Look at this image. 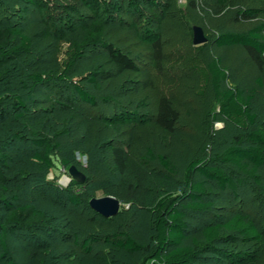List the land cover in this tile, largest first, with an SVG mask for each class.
Returning <instances> with one entry per match:
<instances>
[{
	"label": "rangeland",
	"instance_id": "obj_1",
	"mask_svg": "<svg viewBox=\"0 0 264 264\" xmlns=\"http://www.w3.org/2000/svg\"><path fill=\"white\" fill-rule=\"evenodd\" d=\"M215 7L216 0H38L36 4L0 0V51L10 42L9 28L13 26L27 32L37 51L46 58L56 57L61 63L69 51H80L70 77L95 97V104L84 102L72 87L59 84L30 91V111L26 114L35 120L46 119L47 128L35 131L33 127L24 129L19 125L13 127L21 135L16 138L2 120L15 112L12 105L19 87L11 68L15 61L8 62L0 53V152L12 149L21 160L12 174L0 160V183L10 187V198L14 192L17 194L12 186L20 178L19 200L34 205L41 213L24 220V214L18 211H0L9 222L6 241L15 259L22 264L33 262L25 256L30 242L51 245L61 241L60 247L71 255L70 259L75 254L77 258L84 256L77 244L101 225L86 208L88 202L93 197L108 195L103 187L120 178L110 152L113 146L126 148L129 162L141 163L149 177L170 183L163 195L172 198L181 193V175L188 153L202 150L201 156L214 158L216 152L230 144L240 128L218 113L219 102L210 88L199 94L203 86L193 63L206 64L218 58L227 75L223 86L251 96L250 106L256 113L257 124L264 127V65L259 67L239 44L220 46L215 41L221 31H247L264 24V11L252 19L237 18L240 9H264V0H231L220 11ZM193 25L202 27L207 41L192 43ZM157 37L161 38L163 48L160 69L155 67L151 46ZM106 42L129 56L136 69L119 71L102 45ZM162 96L168 97L180 114L172 131L155 122ZM51 129H66L67 135L62 139L73 150L69 165L62 163L57 151L49 156L52 165L48 168L32 158L33 136H46ZM48 138L52 139L50 135ZM148 149L153 156L163 155L168 166L149 156ZM70 165L84 173L83 182L70 176ZM218 165L237 181L236 189L220 188L194 173L195 181H203L209 192L202 197L203 201L210 204L203 211L184 209L186 243L195 247L204 246V226L221 223L237 212L249 215L260 229L264 228L261 191L233 165ZM260 173L264 182V170ZM71 193L77 194L79 204L69 201ZM188 200L184 194L180 201ZM127 208L126 203L120 206V210ZM40 223L52 229L42 233L37 227ZM228 235L212 243L225 253L204 251L203 260L196 264H248L244 259L230 258L228 253L238 251L257 255L258 264H264V244ZM92 252L100 257L110 252L112 260L122 264H142L147 253L145 249L136 254L113 251L103 242L93 243ZM45 253L48 263L56 260L54 251Z\"/></svg>",
	"mask_w": 264,
	"mask_h": 264
},
{
	"label": "trees",
	"instance_id": "obj_2",
	"mask_svg": "<svg viewBox=\"0 0 264 264\" xmlns=\"http://www.w3.org/2000/svg\"><path fill=\"white\" fill-rule=\"evenodd\" d=\"M24 1L36 4L38 0ZM230 2L231 0H216L215 8L220 11ZM263 11L264 9L259 7L243 8L238 10L237 18L252 19ZM263 29L264 24L247 31H221L215 41L220 46L241 45L248 56L259 67H262L264 65ZM9 35L11 40L7 46L1 48L0 53L7 58L8 62L15 61L11 68L14 69L16 83L19 87L15 92V102L12 105L15 112L6 118L3 117L2 120L14 131V137L21 138L18 130H15L19 125H22L24 129L33 127L35 131L36 129L44 131L47 128L46 119L35 120L26 114L30 111L27 107L31 97L30 91L33 92L38 87L52 84L72 87L82 101L95 104L94 95L74 83L70 77L71 70L81 55L80 51H69L67 57L60 63L56 57L46 58L42 53H39L32 37L23 29L17 26L10 27ZM102 45L105 47L109 59L119 71L136 69L131 58L125 53L116 50L110 43L106 42ZM151 46L155 67L160 69L163 59L161 38L157 37L153 40ZM193 65L202 81L203 87L199 94L203 95L204 89L210 88L219 102L218 113L240 128V131L232 137L230 144L216 152L214 158L201 156L202 150L188 153L190 156L184 162L181 175L183 183L179 187L181 193L172 198L163 195V191L171 185L170 183H164L162 179V182H159V180L149 177L141 163L129 162L126 148L113 146L110 152L120 178L105 185L103 189L106 194L116 197L122 204H128L129 208L120 210L112 217H105L90 208L88 203L86 208L101 225L97 232L90 233L77 244L84 256L77 258L75 254V258L70 259L71 255L60 247L61 241L56 240L57 242L51 245L30 242L25 249V256L33 259L31 264H122L118 260H112L113 256L110 252H107L105 257H100L97 253L92 252V244L96 242L105 243L113 251L120 250L130 254H136L145 249L147 253L142 259V264L201 263L204 251L216 250L225 253V251L216 249L212 243L222 237H228L230 233L238 235L244 241L264 244V228L260 229L253 218L241 212L233 214L221 223L204 226L202 229L205 237L204 246L195 247L186 243L187 222L184 209L203 211L210 207V204L202 199L209 192L203 181H195V172L202 175L204 179L213 181L220 188L235 190L237 181H234L218 165L231 164L251 180L264 196V182L260 173L261 170H264V127L257 124L256 113L250 106L251 96L245 95L244 91L240 89L223 86L227 75L218 58H213L206 64L195 62ZM91 79L94 80V78ZM26 90L29 95L24 96ZM103 99L108 100L109 98L104 97ZM62 105L68 107L66 104ZM179 118L180 114L173 106L172 101L166 96L160 97L155 113V122L161 128L172 131ZM47 135H50L52 139H49ZM64 135H67L66 129L57 131L51 129L46 133V136L36 133L32 139L35 145L32 158L41 162L44 168H48L52 165L49 156L57 151L62 156V163L69 165L73 150L69 149L70 143L62 139ZM0 153L2 155L0 160L8 169V173H15L21 161L18 154L12 149ZM147 154L168 166L163 155L153 156L150 149L147 150ZM168 168L167 171L170 170V167ZM21 185L22 182L19 178L12 186L17 194L14 192L9 198L10 187L5 182L0 183V211L3 209L8 213L18 211L20 214H24V220L40 216V211L34 205L22 203L19 200L18 191H20ZM184 194L189 200L182 203L180 200ZM68 199L73 205L79 204V197L76 193L69 194ZM8 223L0 214V261L3 264H22L10 254L6 241L9 232ZM40 224L37 227L42 233L52 229L47 224ZM49 250L56 253V256L54 255L56 260L53 263L47 261L48 256L45 252ZM228 254L233 261L244 259L248 264H258L259 257L251 255L249 252L238 251Z\"/></svg>",
	"mask_w": 264,
	"mask_h": 264
},
{
	"label": "water",
	"instance_id": "obj_3",
	"mask_svg": "<svg viewBox=\"0 0 264 264\" xmlns=\"http://www.w3.org/2000/svg\"><path fill=\"white\" fill-rule=\"evenodd\" d=\"M192 43L200 44L207 41V37L201 26L193 25ZM70 176L77 182H83L85 180L84 173L79 170L75 165H70L68 168ZM89 206L94 211L100 213L105 217H112L120 211L122 202L112 195H106L102 197H93L89 200Z\"/></svg>",
	"mask_w": 264,
	"mask_h": 264
}]
</instances>
